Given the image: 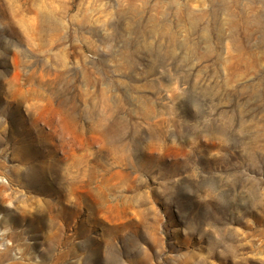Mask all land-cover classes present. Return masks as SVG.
Wrapping results in <instances>:
<instances>
[{"label": "rangeland", "instance_id": "374dc122", "mask_svg": "<svg viewBox=\"0 0 264 264\" xmlns=\"http://www.w3.org/2000/svg\"><path fill=\"white\" fill-rule=\"evenodd\" d=\"M0 264H264V0H0Z\"/></svg>", "mask_w": 264, "mask_h": 264}, {"label": "bare ground", "instance_id": "6f19581e", "mask_svg": "<svg viewBox=\"0 0 264 264\" xmlns=\"http://www.w3.org/2000/svg\"><path fill=\"white\" fill-rule=\"evenodd\" d=\"M4 257H8L7 252L4 253Z\"/></svg>", "mask_w": 264, "mask_h": 264}]
</instances>
